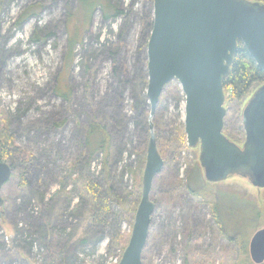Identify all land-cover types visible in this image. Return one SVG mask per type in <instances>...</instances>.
Listing matches in <instances>:
<instances>
[{"label":"rangeland","instance_id":"rangeland-1","mask_svg":"<svg viewBox=\"0 0 264 264\" xmlns=\"http://www.w3.org/2000/svg\"><path fill=\"white\" fill-rule=\"evenodd\" d=\"M109 2L123 13L106 20L99 7L94 9L66 71L69 37L84 26L83 13L80 26L75 15L78 0H0V114L8 122L11 142L33 159L27 166L17 163L0 192V264H61L63 254L74 255L73 264H116L119 250L108 253L107 236L89 226L79 191L83 192L82 177H87L98 182L100 192L109 187L112 195H119L138 183L141 192L144 166L140 171L133 150L138 143L133 92L134 83L147 76L142 44L147 23L153 20V4ZM33 4L40 6L36 16L18 24L22 10ZM56 86L69 97L59 95ZM254 91L243 100H231L224 89L223 128L239 146L244 141L242 110ZM159 99L161 137L156 146L168 165L178 167L182 183L170 189L165 180L160 188L152 184L155 208L141 264H255L248 245L264 225L253 231L255 224L247 213L250 205L263 203L264 188L252 186L240 173L216 182L221 231L209 205L190 193L203 185L197 180L198 148L180 149L175 140L173 130L184 122V100L171 87L164 88ZM91 122L103 125L111 136L107 180L101 174V154L93 155L85 168V130ZM22 171L27 172L25 184L20 181ZM111 209L116 211L117 205L112 203ZM129 219L126 213L121 225L127 239L133 223ZM86 236L83 246L80 239ZM244 237L246 255L239 240Z\"/></svg>","mask_w":264,"mask_h":264},{"label":"water","instance_id":"water-1","mask_svg":"<svg viewBox=\"0 0 264 264\" xmlns=\"http://www.w3.org/2000/svg\"><path fill=\"white\" fill-rule=\"evenodd\" d=\"M152 29L146 47L149 103L141 197L128 242L117 264H141L154 203L150 191L162 159L152 123L165 86L176 80L184 95V132L207 182L234 173L264 188V83L247 100L241 114L244 141L239 146L223 133L225 108L222 80L240 40L257 68L264 70V3L253 0H153ZM12 168L0 161V192ZM3 199L0 194V207ZM249 256L264 262V227L251 236Z\"/></svg>","mask_w":264,"mask_h":264},{"label":"trees","instance_id":"trees-1","mask_svg":"<svg viewBox=\"0 0 264 264\" xmlns=\"http://www.w3.org/2000/svg\"><path fill=\"white\" fill-rule=\"evenodd\" d=\"M150 2L151 4H153V0H150ZM39 7L40 6L38 4H33L24 8L19 17L17 18V23L21 24L24 20L28 19L29 17L36 16V10H38ZM97 7L101 9L103 17L106 20L116 18L123 13V11L119 9L118 5L111 4L109 0H78V12H76L75 15L78 18V26H80L79 18L80 14L83 13L84 28L82 27L81 30H77L76 28L74 37H69L68 48L66 54L64 55L63 66L65 67L63 69H66V71L67 69L69 71L72 65L73 50L75 45L79 43L78 37L80 35V31H87V26L90 21L91 15L94 9ZM147 25L149 30L146 39L143 41L142 44L143 51L146 50L147 42L151 32L152 17L147 23ZM176 82V80L170 82L165 86V88L171 87V89H173V92H175V94L179 98L181 97V99L184 100V97L181 94L182 91L180 87L178 85L173 84H176ZM263 83L264 70H260L259 68H257L254 60L250 57L242 42L239 40L237 43V50L233 57V61L230 67V71L228 75L222 80L223 90H227L229 99L243 100L252 90H255L256 88H258V86ZM61 88L62 87L60 86H56L55 91H58L57 93L62 97L68 98L69 92H63ZM146 88L147 76L141 78L139 81L134 83L135 90L133 93L135 95V103L133 107L138 112L134 128L136 129L138 143L135 147L136 149L133 150L136 153L137 158L140 159V171L144 166L147 146L146 144L149 137V129L147 123L149 104L148 98L146 96ZM160 117V102L158 101L153 120L154 135L156 141H160L161 137L157 128ZM173 132L175 134V140L178 144V147L180 149L189 148L186 143L184 125L180 124L178 127L174 128ZM223 133L231 140H233V136H231L227 129L223 128ZM9 134L10 132L8 129V122L0 114V161L9 163L12 169H16L15 167L17 163H23L25 166H27V164L30 163L31 160H33L32 155L26 151L20 150L17 146H15L14 143L11 142L12 137ZM84 139V145L87 152V162L85 164V168L87 170L89 169V160L90 158H92L93 155H95L96 153L101 154V174L102 177L107 180L110 169L108 164V156L110 151L109 149L111 144V136L103 125L97 122H91L88 127H86ZM164 162L165 163L161 172L154 179V187L160 188L161 186H163V180L166 181L168 189H170L171 187L179 186L180 183H182V179H180L178 176V167L174 168L171 165H168L167 161ZM77 166L78 161L74 163L73 168H76ZM196 168L199 172L197 180L201 185H203L198 190H191L190 193L201 197V200L209 205L212 218L214 222H216L220 226V230L222 231L224 228V224H222V218L219 211L220 197H218L215 189L213 188L215 183H210L205 180L199 161L196 163ZM24 169H26V167ZM26 173L27 172L22 171L20 176V181L23 184L26 183ZM82 180L83 192L79 191L80 205H85V208L87 207L86 219L90 223L89 226L94 227V231L100 236H107V252L109 253L113 249H118L119 258L128 242V239L123 234L121 225L124 221L126 213L130 215V225L132 223L134 212L140 200V185L138 183L134 190H123L122 193L119 195H112L111 189L109 187H107L105 191L100 192L97 181L92 179L90 180L87 177H82ZM190 189L191 188H189V190ZM130 197H132V200L129 199ZM88 201H90V203H87ZM112 203L117 205L116 211H113L111 209ZM249 208L251 210H249L247 215L249 218L253 219L255 225L252 226L253 229L255 228L253 231H255L257 228H259V226L264 225V201L263 203L258 205L257 208L256 205H250ZM239 240L242 241L241 250L246 255L248 239L244 237L242 239L239 238ZM87 242V236L80 239V243H82L83 246L87 245ZM75 258L76 257H74V255L65 257L63 254V256L61 255V264H73Z\"/></svg>","mask_w":264,"mask_h":264},{"label":"built area","instance_id":"built-area-1","mask_svg":"<svg viewBox=\"0 0 264 264\" xmlns=\"http://www.w3.org/2000/svg\"><path fill=\"white\" fill-rule=\"evenodd\" d=\"M116 260H117V261H116L115 263H117V262H118L119 258H116Z\"/></svg>","mask_w":264,"mask_h":264}]
</instances>
